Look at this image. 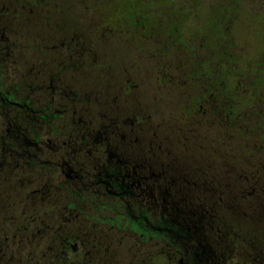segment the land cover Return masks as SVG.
<instances>
[{
  "label": "flooded vegetation",
  "instance_id": "obj_1",
  "mask_svg": "<svg viewBox=\"0 0 264 264\" xmlns=\"http://www.w3.org/2000/svg\"><path fill=\"white\" fill-rule=\"evenodd\" d=\"M56 12L54 0H0V264H263L202 220L200 172L181 171L195 157L154 139L153 115L131 104L124 116L118 100H132L140 83L72 87L73 73L95 67L89 58L106 34L118 37L115 24L57 31ZM25 13L48 31L26 51ZM233 31H246V45L248 31L260 33L262 51L247 58ZM125 40L154 59L144 83L171 106L159 123L174 131L170 144L201 145L218 114L227 143L256 151L243 162L264 159V0H134ZM217 49L226 53L219 70ZM171 53L175 64L163 59ZM167 85L181 90L162 92Z\"/></svg>",
  "mask_w": 264,
  "mask_h": 264
},
{
  "label": "trees",
  "instance_id": "obj_2",
  "mask_svg": "<svg viewBox=\"0 0 264 264\" xmlns=\"http://www.w3.org/2000/svg\"><path fill=\"white\" fill-rule=\"evenodd\" d=\"M96 23V19L92 17L91 27L97 26ZM215 59L218 70L223 69L225 51L217 49ZM223 101L218 99L219 103L223 104ZM221 117L223 115H216V124L205 132L201 145L182 148L183 151L190 150L189 153L197 157L203 149L206 151L197 163L183 162L188 168L184 166L181 171L193 173L199 170L201 177L198 180L197 197L202 205V220L213 222L217 237H232L239 246L245 245L246 248L242 251L246 250L250 259L255 257V260H261L264 264V159L259 162L254 159L243 162L244 156L250 158V154H255L256 151L244 148L237 142L231 145L227 143L229 127L225 121H221ZM161 118H154L158 121L154 123V127L159 134L154 139L166 140L168 143L176 140L170 126L165 128L159 124L162 122ZM209 132L215 138L214 145L211 146L208 144ZM171 134L174 138H170ZM138 135L142 140L146 139L143 133ZM230 156L233 157L231 160ZM189 165H194L195 168ZM242 171L246 173L241 174ZM242 238H246L247 243Z\"/></svg>",
  "mask_w": 264,
  "mask_h": 264
},
{
  "label": "rangeland",
  "instance_id": "obj_3",
  "mask_svg": "<svg viewBox=\"0 0 264 264\" xmlns=\"http://www.w3.org/2000/svg\"><path fill=\"white\" fill-rule=\"evenodd\" d=\"M54 1H56L57 4V12L56 14L51 13V16L54 17L53 20L55 21L57 31H60V29L63 30L68 24H70L73 28H78L81 26L91 28V18L95 12L97 14L95 15L96 21H99L102 24H115V27H113L112 31H115L116 35L118 36L112 37L106 34V39L100 43L101 47H97L95 54L91 55L89 58V63H94L95 69H100V67H102L100 71L97 70L98 73L94 71V68L90 69L88 73H73L74 80H76V82L72 84L74 89L84 93H92L99 90L105 77L113 78L114 81H122L123 79L129 78L133 82L140 83V85L138 87L139 90L137 93L135 92L132 94V100L129 98H120L118 100L119 102H122V107L125 108L124 112H126V114L124 116L127 118L129 117L131 104L132 113L140 112L145 118L147 114L153 115L154 118H161L163 116L162 114H167L169 112L167 109L171 106L168 101L159 97L155 98L156 94L150 90V85H146L144 83L147 82L145 78H147L148 74L151 75V73L147 71V68L145 70V66L146 64L147 66L151 65V62H154V59L152 58V60H150L149 58L147 59V57L145 58L141 56V53L134 51L132 47H129V42L125 40L128 38L129 34L132 33V11L134 0H114V3L117 4V7L110 9L108 8V5L112 0H103V4L105 2V7H99L101 10L98 8L100 0ZM69 4L72 6V12L65 13L64 10H66V7ZM140 5L144 7V4ZM139 10L140 9L137 8L136 11L138 12ZM59 11H61V13H59ZM34 18H36L34 13L24 14L23 27L25 31H23V34L25 35V51L34 47L37 33L39 34L40 32H48L35 31L38 28L44 27V25L41 24V26H36ZM48 28L49 27H45V29ZM233 33L236 37V43L238 45H245V47H248L247 45L250 46V51L247 58L253 57L257 54V52L262 51V35L260 33L248 31L249 43L247 45L244 43L247 36L246 31H233ZM41 36L44 35L41 34ZM200 53H203V51H200ZM163 59L174 64L179 61V57L174 53H171L170 57L167 56ZM99 76H103V78L100 79ZM178 90L181 89L167 85L165 88H163L162 92L168 91L173 93ZM92 96H94L93 99L95 100H93L94 103L91 105V107L93 111H96L95 109H97V104H95V102H97V97L99 96ZM163 108H166V110ZM257 119L258 117L254 116L253 120L257 121ZM172 132L174 133V131ZM170 138H174L172 134L170 135ZM168 146V149L172 151L174 156L195 157L194 160H190V162L194 163H197V161L204 156V152L206 151V149H203L199 154L200 156L198 155V158L196 155L194 156V154L189 153L190 150H188V152L183 151L181 145L168 143ZM172 153L170 155H173Z\"/></svg>",
  "mask_w": 264,
  "mask_h": 264
}]
</instances>
